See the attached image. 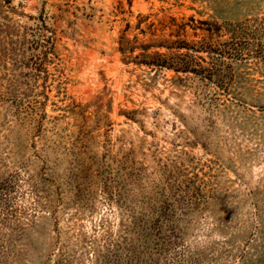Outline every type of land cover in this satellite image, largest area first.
Segmentation results:
<instances>
[{
  "label": "rangeland",
  "instance_id": "374dc122",
  "mask_svg": "<svg viewBox=\"0 0 264 264\" xmlns=\"http://www.w3.org/2000/svg\"><path fill=\"white\" fill-rule=\"evenodd\" d=\"M0 264H264V0H0Z\"/></svg>",
  "mask_w": 264,
  "mask_h": 264
},
{
  "label": "trees",
  "instance_id": "16d2710c",
  "mask_svg": "<svg viewBox=\"0 0 264 264\" xmlns=\"http://www.w3.org/2000/svg\"><path fill=\"white\" fill-rule=\"evenodd\" d=\"M230 46V45H229ZM211 48V47H210ZM231 48V47H230ZM217 50H219L217 53L219 54V56H231L233 55V50H235V48H232V50L229 51V48L227 47V49H218L216 47ZM155 59L151 62H149L150 64L153 65H159V66H174L177 68H188L189 66V61L185 60L183 57L178 56V59H173V58H166L164 56V54L161 53H156L155 55ZM203 70V69H202Z\"/></svg>",
  "mask_w": 264,
  "mask_h": 264
}]
</instances>
